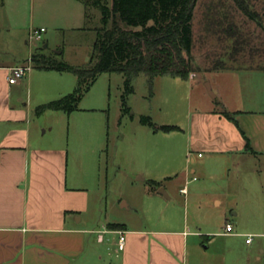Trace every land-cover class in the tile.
<instances>
[{"label":"crops","instance_id":"0c3cea01","mask_svg":"<svg viewBox=\"0 0 264 264\" xmlns=\"http://www.w3.org/2000/svg\"><path fill=\"white\" fill-rule=\"evenodd\" d=\"M0 6L8 42L16 45L21 40L28 45L30 30L44 28V51L50 44L56 46L60 35L88 32L91 22L85 19V9L77 0H0ZM58 50L57 46L55 54L62 56L63 50ZM31 55L25 64L16 61L13 54V62L0 65V264H264V218L258 220L254 215L264 212V109L235 112L236 124L214 109L199 111L188 118L187 131H173L185 133L181 149L185 162L165 180L180 176L185 183L194 181L198 171L190 157L194 153L200 157L199 150L231 155L221 164L228 163L236 179L241 178L238 173L243 168L248 171L246 200L239 205L236 193L228 205L229 212L235 210L234 224L225 212L220 215L223 225L214 232H203L197 225L196 230H189L186 222L174 226L169 217L155 220L137 215L111 220L107 214L101 217L96 191L100 125L90 119L80 121L82 152H71L60 130L41 138L33 120L37 107L32 108L30 98L26 103L12 99V91L30 93L34 86L38 104L44 105L71 94L77 86V78L70 73L40 70L36 74L31 72L33 68L23 79L9 84L8 70L26 65ZM77 111L42 115H52L47 117L58 122L69 117L74 124L79 121L72 116ZM46 119L40 122L44 136L54 130ZM178 147L169 142V154ZM157 190L150 191L162 203L164 198ZM179 192L186 204V187ZM214 203L222 205L219 199ZM242 209L246 229L238 221ZM226 224L232 226L231 232H225ZM111 225L120 228L111 229ZM120 234L125 238L123 250L117 248Z\"/></svg>","mask_w":264,"mask_h":264},{"label":"rangeland","instance_id":"374dc122","mask_svg":"<svg viewBox=\"0 0 264 264\" xmlns=\"http://www.w3.org/2000/svg\"><path fill=\"white\" fill-rule=\"evenodd\" d=\"M245 2L258 14L262 27L247 19L234 0H196L191 50L194 72L189 75L190 79L156 77L149 82L146 76L139 75L132 81L133 92L123 101L124 78L116 73H102L79 102V111L72 115L79 117V121L71 124L69 117L58 122L47 117L52 115H34L41 138L46 139L60 130L62 141L66 146L70 145L71 152H82L84 138L78 133L80 121L90 119L100 125L101 151L97 156L96 180L99 187L95 188L100 196L101 217L106 214L111 220L137 215L155 220L169 217L174 226L186 222L189 230H196L197 225L203 232H214L223 225L220 215L225 212L226 218L234 224L235 210L229 212L228 205L232 204L236 193L239 194V205L246 200L245 175L248 171L243 168L238 173L241 178L236 179L234 170H228V163L221 164L231 155L199 150L200 157L197 153L190 157L191 165L198 171L194 181L185 183L180 176L170 182L165 179L169 172L178 171L184 165L181 149L186 139L182 132L187 131L188 118L193 113L214 109L221 114L225 109L234 114L264 109V0ZM2 13L0 6V65L13 62V54L16 61H25L22 62L25 64L32 53L28 61L33 68L31 72L37 74L40 70L35 66L43 63L44 58L54 56L79 67L90 59L96 29L100 27L98 10L89 12L88 32L60 35L56 46L50 44L47 51H44L42 41L28 45L21 40L16 45L8 42L7 28L1 24ZM57 46L58 52L63 50L62 56L55 54ZM29 98L33 109L41 105L37 102L34 86L30 93L29 90L12 91L14 102L22 99L26 103ZM142 117L149 118L155 127L176 126L183 131L172 135L155 132L141 124ZM45 118L53 123L54 130L44 136L40 122ZM169 142L176 143L178 151L169 154ZM151 180L160 182L167 194L162 203L158 202L160 197L150 191L148 182ZM183 186L186 187V204L185 196L179 192ZM258 198L262 199L261 196ZM215 199L221 200L222 205L217 207ZM254 215L258 220L264 218L262 210ZM238 221L246 229L244 210Z\"/></svg>","mask_w":264,"mask_h":264},{"label":"trees","instance_id":"16d2710c","mask_svg":"<svg viewBox=\"0 0 264 264\" xmlns=\"http://www.w3.org/2000/svg\"><path fill=\"white\" fill-rule=\"evenodd\" d=\"M90 20L91 9L100 13V27L87 64L74 67L57 57L44 58L35 66L39 70L70 73L77 78L75 90L62 98L36 108V115L47 111L70 113L102 73H116L124 78L122 100L133 92L132 81L144 75L151 82L156 77L188 80L194 72L191 50L193 47L192 20L196 0H77ZM242 14L261 26L259 16L250 10L245 0H234ZM262 27V26H261ZM264 30V28H262ZM221 115L236 124L235 115L225 109ZM141 124L155 132L179 131L176 126H154L147 117ZM150 190L160 187L148 182ZM111 229L120 226L111 225Z\"/></svg>","mask_w":264,"mask_h":264},{"label":"built area","instance_id":"2783aa9c","mask_svg":"<svg viewBox=\"0 0 264 264\" xmlns=\"http://www.w3.org/2000/svg\"><path fill=\"white\" fill-rule=\"evenodd\" d=\"M44 33H45L44 28L32 29L29 32L28 41L30 43L41 42L42 36ZM31 69H32V67H31L30 61H28V63L26 65L10 68L8 70V77H7L8 83L9 84H15L19 80L23 79L26 76V73L29 72ZM231 231H232V226L230 224H226L225 232L228 233ZM247 242H250V239H248ZM124 245H125V238L122 234H120L118 242H117L118 250H123Z\"/></svg>","mask_w":264,"mask_h":264},{"label":"water","instance_id":"95a60500","mask_svg":"<svg viewBox=\"0 0 264 264\" xmlns=\"http://www.w3.org/2000/svg\"><path fill=\"white\" fill-rule=\"evenodd\" d=\"M207 87H208V89H209V86H208V85H207ZM157 194H160V195H162V196H164V197L167 198V194L165 193V191H164L163 188H159V189L157 190Z\"/></svg>","mask_w":264,"mask_h":264}]
</instances>
